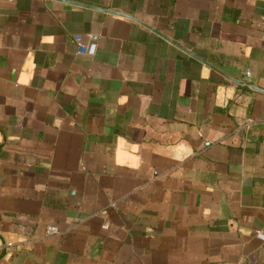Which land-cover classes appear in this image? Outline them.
<instances>
[{"label": "crops", "instance_id": "0c3cea01", "mask_svg": "<svg viewBox=\"0 0 264 264\" xmlns=\"http://www.w3.org/2000/svg\"><path fill=\"white\" fill-rule=\"evenodd\" d=\"M0 264H264V0H0Z\"/></svg>", "mask_w": 264, "mask_h": 264}, {"label": "built area", "instance_id": "2783aa9c", "mask_svg": "<svg viewBox=\"0 0 264 264\" xmlns=\"http://www.w3.org/2000/svg\"><path fill=\"white\" fill-rule=\"evenodd\" d=\"M79 53L83 54L84 53V49L80 48ZM47 233L50 234V235H54V234H57L58 232H57V229L55 227H48L47 228ZM7 247H11V245L8 244Z\"/></svg>", "mask_w": 264, "mask_h": 264}]
</instances>
